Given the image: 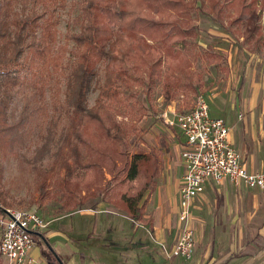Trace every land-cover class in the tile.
Segmentation results:
<instances>
[{
  "label": "rangeland",
  "instance_id": "1",
  "mask_svg": "<svg viewBox=\"0 0 264 264\" xmlns=\"http://www.w3.org/2000/svg\"><path fill=\"white\" fill-rule=\"evenodd\" d=\"M81 1L67 0L65 8L51 9L57 21L55 29L59 32L54 53L59 47H67L64 64L70 68L75 65L77 49L65 36L81 30ZM201 1L207 0H199L192 10L196 36L187 39L188 46L180 44L176 48L183 52L186 61L178 58L170 63L178 71L169 73L167 61L162 65L160 77L155 76V83L149 86L146 74L137 75L129 65L125 66L133 80L117 105V122L137 125L138 134L129 140L131 155L139 151L156 152L164 169L166 164L175 162L182 143L179 129L168 127L165 115L173 119V113L189 112L196 96L202 93L209 101L212 116L226 121L235 146L240 149L242 145L244 154L246 143L252 150H259L264 170V0H258L243 22L234 25L231 21L236 16L232 11L219 7L205 14L199 10ZM13 7L15 11L21 10L18 4ZM148 43L153 46L151 54L156 60L160 52L153 42ZM105 66V62L98 66L97 82L89 95V108L95 106L96 88L104 83ZM33 74L39 75V71L26 69L19 80L7 77L0 80V192L12 205L9 210L36 212L49 225L68 217L60 224L73 226L72 238L77 239L75 235H82L81 230L87 224V220L82 223L84 215L80 212L94 211L90 207L95 200L80 207L82 210L71 212L64 207V199L60 196L43 202L40 191L45 187L47 192L54 194L65 177L64 159L69 156L65 140L72 111L67 102L66 86L57 82L56 75L45 74L40 91ZM22 78L26 80L23 82ZM189 81L194 83L195 90L186 89ZM166 83L175 86L172 101L165 97L163 86ZM141 107L146 109L143 116ZM80 150L81 157L85 158L84 148ZM107 179L112 177L107 175ZM149 195L144 198L146 205ZM113 218L120 226L126 222L120 213ZM136 223L140 225L139 221ZM92 226L84 232H90Z\"/></svg>",
  "mask_w": 264,
  "mask_h": 264
},
{
  "label": "trees",
  "instance_id": "2",
  "mask_svg": "<svg viewBox=\"0 0 264 264\" xmlns=\"http://www.w3.org/2000/svg\"><path fill=\"white\" fill-rule=\"evenodd\" d=\"M66 2L0 0V80H19L24 70H38L39 75L32 77L42 91L41 79L45 74L56 75L57 82L66 86L67 102L72 109L65 140L69 153L64 159L65 177L54 194L42 188L41 198L45 202L60 196L71 212L82 210L80 207L95 200L91 210L105 204L133 222L144 223V198L156 190L164 169L156 152L131 155L129 140L138 134L137 125L117 122V105L133 80L125 66L129 65L137 75L146 74L149 86L155 83V76L160 77L167 61L169 73L178 71L170 63L178 58L186 61L183 52L176 48L180 44L188 46L187 39L196 36L192 10L199 0H82L81 30L65 36L77 49L73 68L64 64L67 47H59L54 53L59 32L52 10L65 8ZM13 4L21 10L15 11ZM257 4L258 0H207L200 2L199 10L205 14L219 7L232 11L236 16L231 21L234 25L242 23ZM155 17L160 20L155 21ZM149 41L160 52L156 60ZM101 62L106 63L105 80L96 88L95 106L89 108V95L95 88ZM186 85V89L195 90L192 81ZM163 91L167 101L174 99V85L164 84ZM148 102L151 104L149 93ZM140 111L143 116L146 109L141 107ZM81 148L85 158L81 157ZM107 175L112 179L108 180ZM46 195L49 197L45 198ZM10 206L0 192V210ZM45 256L57 260L54 255Z\"/></svg>",
  "mask_w": 264,
  "mask_h": 264
},
{
  "label": "crops",
  "instance_id": "3",
  "mask_svg": "<svg viewBox=\"0 0 264 264\" xmlns=\"http://www.w3.org/2000/svg\"><path fill=\"white\" fill-rule=\"evenodd\" d=\"M230 138L249 171H264L259 150L246 143L244 154L231 131ZM184 172L180 145L175 162L164 166L158 187L147 198L144 223L122 215L126 222L120 226L113 218L119 213L100 204L95 211L80 212L87 224L74 239L73 226L60 224L68 217L55 220L32 234L30 264H264V191L236 188L229 182L205 183L193 201L197 247L192 259L165 257L160 244L171 248L181 232L179 189ZM45 253L57 260H48ZM0 264H7L1 256Z\"/></svg>",
  "mask_w": 264,
  "mask_h": 264
},
{
  "label": "built area",
  "instance_id": "4",
  "mask_svg": "<svg viewBox=\"0 0 264 264\" xmlns=\"http://www.w3.org/2000/svg\"><path fill=\"white\" fill-rule=\"evenodd\" d=\"M165 115L168 127L178 128L181 136V158L185 172L180 181L181 232L170 248L161 243L168 260L192 259L197 247L192 214L193 201L204 191L205 183L229 182L236 188L264 191V171L251 172L233 146L226 121L214 118L204 94L196 96L189 112ZM49 223L33 211L0 210V256L7 264H30L35 246L32 234L46 230Z\"/></svg>",
  "mask_w": 264,
  "mask_h": 264
}]
</instances>
